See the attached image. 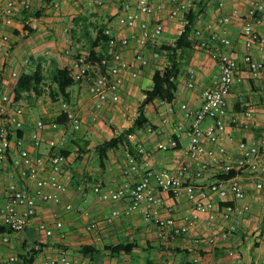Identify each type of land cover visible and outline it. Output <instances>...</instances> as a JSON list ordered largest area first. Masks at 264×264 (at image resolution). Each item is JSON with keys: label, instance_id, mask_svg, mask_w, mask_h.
Returning a JSON list of instances; mask_svg holds the SVG:
<instances>
[{"label": "crops", "instance_id": "obj_1", "mask_svg": "<svg viewBox=\"0 0 264 264\" xmlns=\"http://www.w3.org/2000/svg\"><path fill=\"white\" fill-rule=\"evenodd\" d=\"M26 1L30 6L29 10H18L13 25L1 28V34L8 38L6 41L0 40V89L4 88L8 94L14 90L19 78L32 74L38 64L42 66L44 75L48 70L52 72L55 68L67 67L71 57L64 54L66 48L71 46L72 49L81 51L78 40L95 39L98 26L104 24L105 29H112L116 34L117 17L125 0ZM150 1L160 9L155 10L149 19L159 20L163 25V32L155 41L154 46L157 49L174 45L183 30L184 16L190 11L196 14L193 32L202 30L204 37H207L206 29L211 25L217 34L230 40V46L219 48L210 45L207 49H200L196 46V38L192 32L189 37L191 48L176 52L180 72L175 80V99L170 104L154 99L145 107L144 114L149 125L132 135L129 141L136 152L140 146L150 156L140 155L139 160H135L139 166L138 172L128 176L123 174L129 166L125 146H119L107 153L104 170L99 167L95 147L132 125L143 100L141 92L150 89L153 72L169 62L166 52L161 51L160 58L154 59L151 46L141 50L149 60V65L141 71L137 79L126 78L120 102L117 104H104L97 108L89 94H82V89L80 95L74 92V96L71 94L73 90L68 89L70 97L74 99L72 106L62 99L53 105L42 103L40 99L43 96L31 102L41 115L39 120L45 122L59 117L61 104L68 103V110L76 113L81 120L82 135L72 138L77 145L67 138V135L75 132L67 129L64 133V149L70 154L62 176L66 186L62 204L39 203L32 222L20 233L12 232L0 224V253L4 259L1 264H24L20 256L34 248L39 249V253L33 264H44L45 261L54 259L59 250H65L74 264H194L195 258L205 264H235L237 257L251 264H264V176L253 177L248 172L235 176L245 197L241 201L230 203L235 212L227 222L217 219L208 223L206 215L194 211L184 196L178 199L171 194L162 193L164 204L160 215L165 217V209L171 208L178 225L187 228L186 234L168 240L158 237V228L153 222L144 219L141 209L128 216L120 214L109 223L107 220L111 218L112 212H123L126 202L96 201L94 187L118 188L133 185L146 170L174 171L188 165L190 167L185 182L195 187L209 186L223 176L220 164L206 171L202 178L195 177V168L184 155L188 144L184 130L190 128L192 116H186L182 106L195 112L202 104L204 91L212 87L218 75L217 62L212 58L213 52L224 51L241 63L245 52L241 39V22L233 17L223 27L216 25V22L225 16L243 15L258 0H179L187 6L188 12L177 18L169 16L173 7L171 0ZM5 2L6 0H0V13ZM35 12H41V15L31 16ZM262 17L264 18V11ZM257 32L264 36V28H257ZM97 50L105 52L106 46L98 47ZM137 51L138 47L131 45L124 51L123 56L131 60ZM251 54L255 60L264 61V52L257 48ZM13 72L15 77L11 75ZM191 72L194 74L193 79ZM241 77L242 81L233 85L227 97L228 114L236 119L234 123L229 122L227 127V134L232 139L228 149L234 158L239 156L238 142L252 143L264 139V74L253 77L244 68ZM190 82L192 87H189ZM75 87L77 90L80 86ZM25 101V98H21L17 103L23 106ZM249 110L252 111V117L247 120L243 114ZM32 116L31 110L25 109L23 122L26 128H32L35 124ZM210 124V121H205L202 127L206 128ZM177 127L183 129L178 139V148L168 152L158 151L157 145L172 137ZM56 135H60V132L45 130L41 135L40 146L34 148L29 141H24L15 147H24L31 154L45 153L48 151L46 141ZM259 161L264 164V149ZM76 162L78 165L74 169L72 163ZM9 183L29 184L10 165H5L0 170V202L3 200L4 188ZM257 184H261L262 188L257 189ZM66 204L72 206L71 211H65ZM244 206L249 207L248 212L242 211ZM57 220L63 223V227L55 230L51 237H46L38 230L40 223L53 225ZM93 222L102 226L99 234L87 230L88 225ZM227 231L228 238L222 239L220 235ZM97 237H100V242H97ZM211 237H216L213 244L207 242ZM195 239L202 242L195 244ZM120 244H134L135 247L129 254L111 255L104 250L106 246ZM82 247H91L90 253L84 255L80 251ZM229 251L235 254L230 256ZM10 257L15 260L8 261Z\"/></svg>", "mask_w": 264, "mask_h": 264}, {"label": "built area", "instance_id": "obj_2", "mask_svg": "<svg viewBox=\"0 0 264 264\" xmlns=\"http://www.w3.org/2000/svg\"><path fill=\"white\" fill-rule=\"evenodd\" d=\"M119 1V0H114ZM173 5L169 16L177 18L188 12L187 6L179 0H171ZM30 6L26 0H6L0 13V40L6 41L7 36L1 34L2 27H11L14 23L15 14L18 10L27 12ZM150 0H125L121 6V12L117 17L118 31L113 33L112 29H105L104 35L108 38L104 57L100 60L89 58V53L76 51L72 47L66 48L64 54L71 57L67 69L78 85L85 88L89 96L97 104V108L104 104H117L120 102L122 89L126 78L137 79L141 71L149 65V60L141 52L148 46L152 47V57L159 59L161 52L155 45L156 39L163 32V25L159 20L151 21L155 10H159ZM264 0L256 1L243 14H233L217 20L216 25L223 27L235 18L241 22V39L243 41L244 55L241 63L224 51L212 53V58L217 62L218 75L211 88L204 91L202 104L195 111H189L182 106L186 116H192V124L189 129L184 130V136L188 144L184 155L195 168V177L200 179L204 173L215 165H222V175L230 172L239 175L248 172L253 177L264 176V164L259 161L261 151L264 149V139L257 142L240 141L237 144L238 157L234 158L228 149L232 139L227 134L228 123L236 122L230 117L227 111V97L234 84L242 81L241 71L245 68L253 77L264 74V61H257L253 58L251 51L257 48L264 52V36L257 32V28H264ZM206 31L208 36L204 37V31L195 30L193 36L196 38V46L200 49L212 47H229L231 42L227 37L217 34L210 25ZM135 45L138 51L131 60L124 58L125 50ZM13 77L16 74H11ZM194 78L193 72L190 73ZM189 87H192L190 82ZM67 114V122L58 124L54 121L45 122L39 120L32 128H26L23 122L25 109L14 100V95H3L0 98V170L5 165H10L24 179L28 185L9 183L4 188L3 200L0 202V224L12 232L24 231L32 222L36 207L39 203L60 205L62 195L66 192V186L62 181L63 173L67 168L68 159L61 152L64 151L66 138L64 133L67 129L79 132L81 120L79 116L68 110V105L61 104V114ZM249 120L252 111L243 114ZM210 121L211 124L203 128L202 124ZM45 130L60 132L46 141L48 149L45 153L31 154L24 147L16 149V145L29 141L34 148L40 146L41 135ZM182 127L174 129L172 137L166 142L159 143L158 151L168 152L178 148V139ZM132 139V135L128 136ZM140 155L149 157L150 153L142 147H138ZM129 166L123 174L128 176L138 172V164L128 154ZM188 165H184L174 171H152L146 170L140 179L133 185H125L118 188H103L96 186L93 193L96 201L100 203H118L125 201L123 212L113 211L112 219L123 214L125 216L141 209L146 221L153 222L158 228V237L168 240L182 236L187 233L184 225H178L172 215V209L166 208V216L160 215L163 207L162 193L171 194L175 198L182 196L192 205L194 211L204 214L208 223L217 219L227 222L231 219L235 209L230 204L233 201L244 199V192L236 179H219L209 186L195 187L185 182L186 174L189 171ZM257 189L262 185L257 184ZM65 211H71L70 204L64 205ZM243 212H248L249 207L244 206ZM63 223L60 220L53 225L40 223L38 230L46 237H51L55 230H61ZM102 226L98 223H90L87 230L96 234L100 233ZM232 230V228L230 229ZM229 231L222 233L220 237L227 239ZM216 237L207 239L209 244L215 242ZM6 239H4L5 241ZM100 242V237H97ZM195 244L202 240L195 239ZM235 252L229 251V255ZM15 259L10 257L8 261ZM4 259L0 253V264ZM194 264H205L199 258L193 259ZM44 264H74L65 250H59L54 259L47 260ZM235 264H251L236 259Z\"/></svg>", "mask_w": 264, "mask_h": 264}, {"label": "trees", "instance_id": "obj_3", "mask_svg": "<svg viewBox=\"0 0 264 264\" xmlns=\"http://www.w3.org/2000/svg\"><path fill=\"white\" fill-rule=\"evenodd\" d=\"M26 16L28 13H25ZM41 12L32 13L31 16L39 17ZM196 18V14L192 11L188 12L184 16L185 24L181 34L175 40V43L171 47L163 46L159 49V51H164L168 54L169 62L167 65L162 66L158 70H155L152 74V85L150 89L143 90L141 92L143 96V100L140 103L137 109V116L134 119L132 125L124 129L117 135H114L110 140L104 141L101 144L95 147V152L97 154V159L99 163V167L101 170L105 169L106 161H107V153L112 150H116L119 146H125L128 154L134 159L139 160L140 154L138 151L136 152L134 146L130 143L128 136L134 135L139 130L145 128L149 125V121L146 119L144 114V109L148 106L154 99H159L161 102L165 104H170L174 101L177 87L175 84V80L179 75V63L177 61L176 52L178 50H184L191 48V43L189 40L190 35L193 32L194 21ZM29 33L31 32L29 29H26ZM105 25H101L97 27V33L95 39H90V47L91 50L89 52V58L93 60H100L104 57V52L98 51L97 48H104L108 41V38L104 35ZM51 82L56 87L55 92H50L49 95L52 100H55L59 96L63 97L67 102L71 101L70 93L68 91L69 88L76 86L78 83L74 81L71 77L67 67L64 68H55L51 72L50 76ZM45 82V76L43 68L40 64L37 65L35 71L30 75H22L17 85L14 88V100L18 102L24 93L27 91H32L35 96L40 97L43 93V85ZM55 123L65 124L67 122V114H61L59 117L53 119ZM152 128V127H151ZM73 143L78 145L75 140ZM76 145V146H77ZM87 146V143H85ZM65 157H68L69 151L61 152ZM236 176V173L230 172L227 175H223L220 179H231ZM135 247L134 244H120L116 246H106L104 250L109 251L111 255H117L120 253L129 254L132 249ZM80 251L87 255L91 251V247H82ZM39 253V249H32L26 255L20 256V259L24 261V264H33V261L37 254Z\"/></svg>", "mask_w": 264, "mask_h": 264}, {"label": "rangeland", "instance_id": "obj_4", "mask_svg": "<svg viewBox=\"0 0 264 264\" xmlns=\"http://www.w3.org/2000/svg\"><path fill=\"white\" fill-rule=\"evenodd\" d=\"M78 44L80 45V50L81 51H83V52H86V53H89L90 52V50H91V47H90V40H88V39H80V40H78ZM45 82H44V85H43V87H42V89H43V93H42V96L43 97H41V99L40 100H42V103H48V104H50V105H53V104H56L57 102H60V99H62L63 101H65V102H67L63 97H61V96H59L58 98H56L55 100H52L51 99V97H50V95H49V93L50 92H55L56 91V87L54 86V84L51 82V79H50V76H51V71L50 70H48V71H46L45 72ZM77 86H78V84H77ZM80 86V85H79ZM11 88V87H10ZM75 86H73V87H71V88H69L70 90H73L72 91V96H74V92L76 93V92H78V95H80V89H82L83 90V92H82V94L85 96L86 95V93H87V91L85 90V88L84 87H82V86H80L79 88H77V90H75ZM14 90H11V93H9L10 95H14V92H13ZM8 94V91L7 90H5L4 88L3 89H0V98L3 96V95H7ZM88 94V93H87ZM22 98L24 99H26V101H25V104H23V107L25 108V109H30L31 110V112L33 113V116L32 117H34V122H37L39 119H40V113L38 112V110L37 109H35L34 107H33V105H31V102L33 103V101L34 100H37L39 97H37V96H35V94L32 92V91H27L26 93H24L23 95H22ZM72 98V97H71ZM92 99V98H91ZM94 101V100H93ZM71 102V103H70ZM70 102H68L69 103V105H73V102H74V99L72 98V100L70 101ZM67 103V104H68ZM71 105V106H72ZM76 111H77V109H76ZM87 115H85V117H86ZM82 125V124H81ZM80 131H81V129H80ZM75 132V134H69V135H67V138H68V141H69V139H76V138H79V137H81V132ZM72 139V140H73ZM77 165H78V162H76V163H72V166H73V168L74 169H76V167H77Z\"/></svg>", "mask_w": 264, "mask_h": 264}]
</instances>
